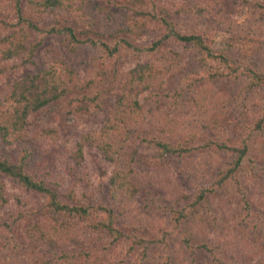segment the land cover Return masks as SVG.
<instances>
[{"label":"rangeland","instance_id":"374dc122","mask_svg":"<svg viewBox=\"0 0 264 264\" xmlns=\"http://www.w3.org/2000/svg\"><path fill=\"white\" fill-rule=\"evenodd\" d=\"M95 1L106 5L105 0ZM194 1L205 9L200 14L188 11L174 15L176 28L186 32L206 31L204 37L210 50L215 53L223 50L231 67L225 68L213 59H201V53L193 45H183L173 38L164 40L153 51L147 49L163 31L162 24L151 15L160 14L157 7L163 2L146 0L139 9L145 12L136 16L144 20L147 30L140 37H127L131 46L120 41L116 57H109L97 46L81 45L71 56L78 81L87 95L72 91L71 95L46 104L30 117L27 139L13 145L0 142V152L16 158L26 146L32 151L26 168L36 178L57 182L64 188L70 185L76 192H93L92 200L96 203L101 200L109 203L106 195L108 176L104 172L106 163L101 153L87 143L84 164L78 166L70 155L72 144L87 132L98 130L108 104L115 100V91L99 93L102 78L98 71L114 66L118 91L130 67L137 62L152 61L164 68V73L158 89H152L140 98L146 118L145 134L167 137L173 145L179 142L190 146L191 150L161 160L153 156L151 146L139 144L136 167L149 183L163 188L160 203L178 204L171 199L170 192L179 188L184 192L182 204L186 207V216L177 226L164 216L165 213L159 212L157 225L150 227L148 235L157 238L167 230L170 232L166 237L169 245L163 247L162 243L153 242L142 264H164L166 254L171 264H191L188 252L180 243L181 235H187L194 244L204 243L210 249H217L214 257L210 251L197 249V264H256L258 259H264V126L247 139V153L235 173L241 192L232 180L221 185L214 183L218 172L228 165L231 154L214 147H203V144L222 140L236 145L245 132L253 130L261 116L264 85H255L248 70L249 67L264 70V0ZM194 1L190 3L195 4ZM115 3H124L125 8H114L118 12L132 14V9L136 8L126 9L129 2L125 0ZM213 7L218 13L209 11ZM213 15H217L216 18ZM14 21L12 0H0V37L13 31L10 22ZM38 22L55 26L77 23L70 13L61 9L46 10ZM123 34L117 36L124 37ZM60 37L49 35L45 42L59 44ZM232 67L236 68L235 72L230 71ZM34 69L32 65L22 64L19 57L0 60V92ZM86 82L88 84L84 85ZM93 96L98 105L92 101ZM164 114L168 122L161 130L158 121ZM5 181L10 194L5 214L11 213L9 221L16 214L21 215L8 232L0 233V264H41L40 256L49 264H137L142 258L140 251L128 252L126 243H111L108 236L97 239L98 234L94 233V237H79L71 247L68 245L74 252L88 251L85 259L61 260L58 247H45L33 254L28 262L23 236L19 233L26 224L41 215L53 213L60 220L85 224L93 233L91 223L104 215L94 209L82 216L54 211L45 205L43 195L14 188L7 178ZM170 182L176 187L168 186ZM196 188L205 190L201 199H197ZM143 201L140 198V203Z\"/></svg>","mask_w":264,"mask_h":264},{"label":"trees","instance_id":"16d2710c","mask_svg":"<svg viewBox=\"0 0 264 264\" xmlns=\"http://www.w3.org/2000/svg\"><path fill=\"white\" fill-rule=\"evenodd\" d=\"M115 1L123 0H105L106 5L95 0H12L15 21L10 22L13 31L0 37V60L19 57L22 64L32 65L35 69L25 72L21 78L6 85L0 92V142L13 145L27 139L30 135L28 130L30 117L46 104L71 95L69 93L72 91L74 94L87 95L70 61L71 56L81 45L97 46L106 56L116 57L120 41L131 46V41L127 37H140L146 32L147 26L144 20L136 16L145 12L139 9L146 4V0H125L129 2V5L125 4L126 9L130 6L136 7L132 9V14L128 11L114 10L119 7L125 8L124 3L118 5ZM190 1L162 0L163 3L157 7L160 14L151 15L162 24L163 31L147 49L153 51L164 40L173 38L183 45H193L197 52L201 53V59H213L220 61L225 68L231 67L229 58L223 50L219 53L210 50L204 37L206 31L186 32L176 28L174 15L188 11L200 14L205 9V6L196 4L194 0L195 4ZM51 9H61L70 13L77 23H66L62 26L39 23L43 13ZM209 11L213 14L218 13L214 7L209 8ZM216 16L213 15L214 18ZM118 33H124V37H118ZM53 34L62 36L59 44L45 42V38ZM230 71L235 72L236 68L232 67ZM115 72L114 66L98 71L99 77L102 78L99 93L109 94L115 91V100L108 104L98 130L87 132L82 139L73 142L70 151L71 157L78 166L84 164L87 143L101 153L106 163L104 172L108 176L106 195L109 203L102 200L96 203L97 201L92 200L93 192L86 193L83 190L76 192L75 187L70 185L64 188L57 182L36 178L26 168L28 158L32 154L31 149L26 146L16 158L4 156L0 152V233L8 232L11 225L20 220L18 216L21 215L16 214L9 221L11 213L5 214L4 208L10 195L5 178L12 181L11 185L14 188L19 187L23 191H33L43 195L45 205L54 211L82 216L94 209L104 215L91 223L90 227L95 230L93 233L85 224L60 220L53 213L41 215V218L26 224L19 232L23 236L21 239L24 241L27 260L45 247H58L61 251L59 255L61 260L85 259L88 251L74 252L70 247L73 241H79H75L77 238L87 235L94 237V233H97V239L108 236L111 243H126L128 252L140 251L142 258L137 264H142L143 257H146L147 250L153 242L162 243L163 247L169 245L166 237L170 232L167 230H163L157 238L148 235L150 227L159 217V212L165 213L164 216H168L176 226L186 216V207L182 204L183 190L178 188L175 192H170L171 199L178 204H161L160 196L163 188L161 186L157 188L149 183L135 164L140 142L151 146L153 156L161 160L170 156L175 157L174 155L178 157L191 150L190 146L179 142L173 145L167 137L145 134L147 133L144 127L146 118L140 98L152 89H158L164 68L155 65L152 61L137 62L125 73L118 91L115 86ZM248 73L255 85H264V70L258 71L249 67ZM87 84L88 82L84 83ZM91 99L95 105H98L94 96ZM167 119L165 114L159 119L161 130L166 127ZM263 126L264 106L253 130L245 132L238 144L233 145L222 140L203 144V147H214L216 150L231 154L228 165L216 175L214 182L216 185L232 180L237 184V189L242 191L235 173L247 153V139ZM168 186L176 187L172 182ZM204 192V188H196L199 197L197 199H201ZM140 198L144 200L142 203ZM179 240L188 252L191 264H197L195 254L198 253L199 248L210 251L213 257L218 253L215 252L217 249H210L204 243L194 244L187 235H181ZM165 256L164 264H171L169 255ZM39 260L41 264H49L43 256H40ZM256 264H264V259H258Z\"/></svg>","mask_w":264,"mask_h":264}]
</instances>
